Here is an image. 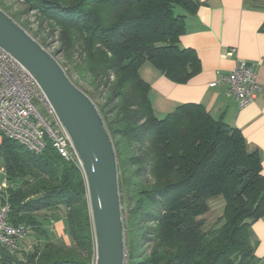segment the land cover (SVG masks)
<instances>
[{
  "label": "trees",
  "instance_id": "obj_1",
  "mask_svg": "<svg viewBox=\"0 0 264 264\" xmlns=\"http://www.w3.org/2000/svg\"><path fill=\"white\" fill-rule=\"evenodd\" d=\"M26 3L28 12L36 11L61 28L66 50L62 65L95 102L113 140L121 199L128 196L131 222L146 224L139 243L144 240L150 248L142 251L130 240L127 264H258L251 228L264 218L259 150L250 148L239 129L214 119L198 104L157 118L151 86L140 75L150 63L171 81L185 84L200 71L195 51L180 45L186 14H194L200 3ZM76 49L80 59L75 60ZM71 71L93 90L73 80ZM0 164L7 184L0 186L2 205L9 206L7 223L27 228V238L36 241L28 251L22 249L27 238L14 251L0 245V264H94L95 237L79 161L65 159L51 142L35 154L3 137ZM146 176L151 184L144 186L139 179ZM218 198L225 203L223 214L206 230L210 202ZM55 225L70 245L57 235Z\"/></svg>",
  "mask_w": 264,
  "mask_h": 264
},
{
  "label": "crops",
  "instance_id": "obj_2",
  "mask_svg": "<svg viewBox=\"0 0 264 264\" xmlns=\"http://www.w3.org/2000/svg\"><path fill=\"white\" fill-rule=\"evenodd\" d=\"M197 1V11L186 14L180 45L195 51L200 71L187 83L177 84L154 67L144 64L141 69L143 80L151 86L155 115L162 119L182 105H201L214 119L239 129L250 148L259 150L264 175V0ZM231 49L234 54L227 55ZM241 60L255 65L261 86L256 101L244 109L225 84L211 86ZM251 238L258 264H264V218L252 226Z\"/></svg>",
  "mask_w": 264,
  "mask_h": 264
},
{
  "label": "water",
  "instance_id": "obj_3",
  "mask_svg": "<svg viewBox=\"0 0 264 264\" xmlns=\"http://www.w3.org/2000/svg\"><path fill=\"white\" fill-rule=\"evenodd\" d=\"M0 48L34 77L72 140L87 183L94 264H126L119 162L98 107L58 59L1 8Z\"/></svg>",
  "mask_w": 264,
  "mask_h": 264
},
{
  "label": "built area",
  "instance_id": "obj_4",
  "mask_svg": "<svg viewBox=\"0 0 264 264\" xmlns=\"http://www.w3.org/2000/svg\"><path fill=\"white\" fill-rule=\"evenodd\" d=\"M234 52L231 49L227 55ZM220 83L227 86L228 94L241 109L254 103L261 91L255 65L242 60L211 86ZM3 137L35 154L44 151L51 142L65 159L79 161L67 130L39 84L22 64L0 48V140ZM2 186L7 187L6 181ZM8 211L9 206H3L0 199V245L14 251L17 242L28 237V229L10 226Z\"/></svg>",
  "mask_w": 264,
  "mask_h": 264
},
{
  "label": "rangeland",
  "instance_id": "obj_5",
  "mask_svg": "<svg viewBox=\"0 0 264 264\" xmlns=\"http://www.w3.org/2000/svg\"><path fill=\"white\" fill-rule=\"evenodd\" d=\"M1 6L7 10L9 16L12 19H14L24 29H26L42 45L44 44L43 46L50 53H52L61 64L65 63L66 61L65 51L66 50L65 51L62 50V46H63L62 34H61L62 31H61V28L57 26L56 23L46 19L45 17H43L40 13H37L36 11L28 12L29 8L26 3V0H0V8L3 9ZM79 54H80V50L76 49L73 55L75 60L80 59ZM145 64L149 65V67L150 66L154 67L150 63L148 64L145 63ZM141 69H140V75H141ZM71 74H72L73 80L78 81L79 84L83 88L87 90H91V91L93 90V87L88 85L87 82L81 80L75 72L71 71ZM111 80L114 81L113 76L111 77ZM102 90H103V86H100V91ZM2 141H3V138L0 140V144L2 143ZM3 181H4V175L2 172V166L0 164V186H2ZM139 181H141L140 183H142L144 186L151 184V180L147 176L145 178H140ZM223 201H224L223 198H218L210 202L211 204L210 212L205 217L207 221L206 230L214 226L217 219L223 214V210H224ZM122 204H123L122 205L123 216L125 220L126 245L128 246L130 243L129 241L131 240L132 242L131 245H133L134 247L136 245H139V247L142 248L141 249L142 251H148L150 248V244H147L146 241L144 240L143 242L139 243V240H141V235L144 234V230L142 229L144 226H146V224H144L142 220H136L135 222H131L130 220L131 215L129 213L130 209L128 208V196L127 195H125V202L123 200ZM56 227L57 226L55 225L54 228ZM55 232L57 233L59 237H62V239H64L67 245H70L71 242L69 238L63 235L61 228H56ZM129 236H130V239H129ZM35 242H36L35 239L32 236H29V238H27L26 240V243L22 246V249H25L27 251L30 250L31 247L33 246V243ZM128 249L130 250V248L127 247V257L129 253Z\"/></svg>",
  "mask_w": 264,
  "mask_h": 264
}]
</instances>
